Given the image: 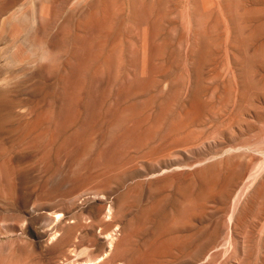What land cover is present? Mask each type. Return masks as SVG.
I'll return each instance as SVG.
<instances>
[{
	"label": "rangeland",
	"instance_id": "374dc122",
	"mask_svg": "<svg viewBox=\"0 0 264 264\" xmlns=\"http://www.w3.org/2000/svg\"><path fill=\"white\" fill-rule=\"evenodd\" d=\"M0 264H264V0H0Z\"/></svg>",
	"mask_w": 264,
	"mask_h": 264
}]
</instances>
